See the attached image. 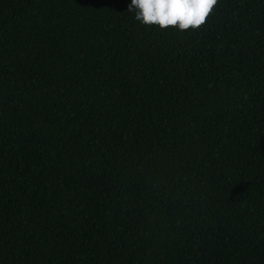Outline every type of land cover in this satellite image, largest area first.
<instances>
[{
    "label": "trees",
    "instance_id": "trees-1",
    "mask_svg": "<svg viewBox=\"0 0 264 264\" xmlns=\"http://www.w3.org/2000/svg\"><path fill=\"white\" fill-rule=\"evenodd\" d=\"M130 3L0 0V264H264V0Z\"/></svg>",
    "mask_w": 264,
    "mask_h": 264
},
{
    "label": "clouds",
    "instance_id": "clouds-1",
    "mask_svg": "<svg viewBox=\"0 0 264 264\" xmlns=\"http://www.w3.org/2000/svg\"><path fill=\"white\" fill-rule=\"evenodd\" d=\"M217 4L218 0H131L128 11L143 25L188 31L201 28Z\"/></svg>",
    "mask_w": 264,
    "mask_h": 264
}]
</instances>
